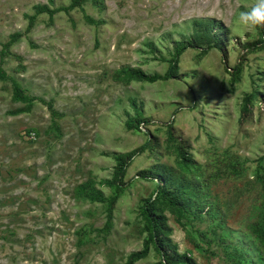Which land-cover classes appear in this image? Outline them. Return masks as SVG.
Returning a JSON list of instances; mask_svg holds the SVG:
<instances>
[{
    "label": "rangeland",
    "instance_id": "obj_1",
    "mask_svg": "<svg viewBox=\"0 0 264 264\" xmlns=\"http://www.w3.org/2000/svg\"><path fill=\"white\" fill-rule=\"evenodd\" d=\"M71 2L0 0V264H125L142 250L141 208L158 182L140 172L182 166L169 123L194 161L182 171L206 182L215 204L181 218L166 208L173 243L197 264H249L246 243L255 261L264 254V236L252 230L264 209V47L248 52L243 45L259 37L258 26H239L235 16L256 0H88L38 13L28 30L38 5ZM200 19L222 26L213 28L221 47L188 46L169 79L119 78L126 66L165 73L176 41H192ZM14 79L32 102L17 98ZM137 107L152 118L142 130L126 123ZM149 136L157 153L134 158L107 229L115 155ZM94 190L105 200L92 199ZM160 259L151 246L134 264Z\"/></svg>",
    "mask_w": 264,
    "mask_h": 264
},
{
    "label": "trees",
    "instance_id": "obj_2",
    "mask_svg": "<svg viewBox=\"0 0 264 264\" xmlns=\"http://www.w3.org/2000/svg\"><path fill=\"white\" fill-rule=\"evenodd\" d=\"M86 1L88 0H72L69 5H63L54 9L50 8L48 5H38L37 12L31 15L29 18V24L27 28L28 30H31L35 26L38 13L47 11L51 16H53L59 10H65L69 12L71 9L76 7H82ZM93 1L96 4H101V0ZM87 18L90 21L95 22L93 17L87 16ZM195 24L197 27H199V29H194L192 41H176L175 51L169 59L170 64L165 73H147L140 67L126 66L118 71L119 78H123V80L127 81L137 80L148 82H155L160 79H169L178 74L177 72L180 57L188 48V46L203 43L210 44V48L213 46L211 45L213 43L219 47L222 46L225 41L224 38L213 30V28H218L217 26L221 28V25H217V23H214L213 21H205L202 19L196 20ZM258 29L260 33L259 37L255 40L248 41L245 43V45H243L248 50V52H252L264 47V26L258 25ZM19 36L20 33H14L11 35L10 40L4 45L2 50L3 56H5L6 50H8L11 44L18 40ZM17 57L21 58L20 56ZM243 58H245V54L242 53L241 59L243 60ZM242 64L243 61L238 62L234 67V71H231L234 76H238L240 74ZM13 83L17 98L24 101H33L32 97L23 93V90L21 89L17 80L14 79ZM259 95L260 92L256 91L247 98V101L243 105L244 116H247L250 113L249 107L251 98ZM49 106L53 113L56 114L55 109H53V104H49ZM133 106L136 107V102L133 103ZM151 121L152 118L146 116L143 111L137 107L135 115L130 116L126 123L130 129L142 130V126L148 125L151 123ZM168 131L171 135V138L174 140L177 139V148L179 150V154H181V160L179 163L182 164V166L176 168L167 163H157L151 168L142 170L140 172V175L144 178L157 179L158 185L155 197H149L146 199L141 208V214L144 220V230L148 233L143 248L140 251L131 252L125 264H134L137 260L146 257L151 246H154L160 253L161 259L158 264H197L195 259L187 253H180L178 251L177 245L173 243L172 238L170 237V227L167 224L164 211L167 208L179 218H181L189 216V214L192 213L201 214L206 208H208V211L209 209L210 211L214 210L215 204L209 195V188L207 187L206 182H203L194 176H188L182 171L183 168L191 165L194 162L191 156L188 155L186 148L189 145L187 141L176 135L175 128L172 123L168 124ZM157 146L158 143L156 137L149 136L143 145L127 152L116 153V164L112 178L106 180V184L111 186L114 190V194L107 199V229H109L112 224L115 204L127 187L125 177L127 175L129 166L132 164L134 158L137 155H140L147 149L153 153H157L155 151ZM87 184H90V182ZM92 199L98 201L105 200L102 197V194L96 190L92 191ZM260 215V221L255 223L254 227H252L253 224L248 225V227H252V230H256V232L264 236V209ZM252 242L253 241H250V243ZM248 246L249 244L245 243L242 247L246 261L249 262V264H264V254L257 255L258 257L255 261L250 260L247 250Z\"/></svg>",
    "mask_w": 264,
    "mask_h": 264
},
{
    "label": "clouds",
    "instance_id": "obj_3",
    "mask_svg": "<svg viewBox=\"0 0 264 264\" xmlns=\"http://www.w3.org/2000/svg\"><path fill=\"white\" fill-rule=\"evenodd\" d=\"M239 26L253 28L258 25L264 26V0H256L249 10H241L235 16Z\"/></svg>",
    "mask_w": 264,
    "mask_h": 264
}]
</instances>
